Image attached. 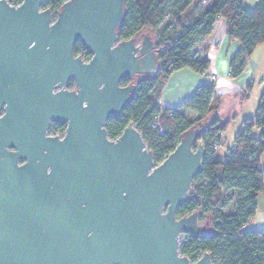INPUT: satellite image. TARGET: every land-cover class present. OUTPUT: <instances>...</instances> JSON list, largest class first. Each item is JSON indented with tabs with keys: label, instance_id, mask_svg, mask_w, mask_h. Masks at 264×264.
Returning <instances> with one entry per match:
<instances>
[{
	"label": "water",
	"instance_id": "water-1",
	"mask_svg": "<svg viewBox=\"0 0 264 264\" xmlns=\"http://www.w3.org/2000/svg\"><path fill=\"white\" fill-rule=\"evenodd\" d=\"M45 1L0 0V264H211L179 253L180 236L204 230L199 211L175 215L201 170L202 123L158 165L132 122L106 136L157 72L152 35L119 40L125 0Z\"/></svg>",
	"mask_w": 264,
	"mask_h": 264
},
{
	"label": "trees",
	"instance_id": "trees-1",
	"mask_svg": "<svg viewBox=\"0 0 264 264\" xmlns=\"http://www.w3.org/2000/svg\"><path fill=\"white\" fill-rule=\"evenodd\" d=\"M22 0H8L18 5ZM66 0H46L44 7L56 11ZM246 0H125V16L118 30L119 40H128L142 33H150L157 51L158 68L155 75L143 76L135 83L131 101L118 118L105 124L106 136L115 140L132 122L147 149L152 153L154 165L161 163L179 142L183 132L199 123L206 128L199 137L204 145L201 170L191 182L192 192L176 209L180 218L199 211L203 232L183 235L179 253L195 262L203 253L211 256V264H264V229L244 230L256 212L258 194L264 196V171L260 156L264 152V88L254 115L244 119L233 138L232 148L222 160L214 154L219 146V133L228 120H209L217 109L214 84H203L193 95L174 109H159L160 90L170 75L181 68L204 74L209 66L206 58L192 52L194 42L204 40L218 18L226 21V36L239 44L229 56L230 78L238 77L254 49L264 42V0H253L251 11ZM74 56L88 60L79 42L73 45ZM124 79L121 85L129 84ZM73 87L70 80L67 88ZM246 92L250 90L248 85ZM185 112L196 118L189 120ZM158 116L160 135L150 128ZM64 127L52 123L49 132L62 133ZM256 132V136L252 133ZM216 146V150H213Z\"/></svg>",
	"mask_w": 264,
	"mask_h": 264
},
{
	"label": "crops",
	"instance_id": "crops-1",
	"mask_svg": "<svg viewBox=\"0 0 264 264\" xmlns=\"http://www.w3.org/2000/svg\"><path fill=\"white\" fill-rule=\"evenodd\" d=\"M238 48L239 44L235 41H229L226 36V21L222 18H218L213 25L211 33L204 40H197L194 42L192 47V52L196 57L206 58L209 61L207 71L204 74L195 73L187 68H181L174 71L161 87L160 96L157 101L159 109L177 108L193 95L196 88L203 84L213 82L215 93L214 98L218 99V104L217 109L210 114L209 120H228L230 123L232 119L236 120L237 117H239V111L242 108L246 110V113L248 112V115L246 116L250 117L255 111L258 98L263 90L260 91L259 97L254 100L255 103L252 99L248 105L250 93L254 84V78H260V83L263 84V74L259 72L260 65L263 62L254 61L251 54L246 61L243 72L236 78H230L228 58L235 53ZM211 75L215 76L214 81L210 80ZM248 85L250 86V90L246 92L245 88ZM226 102L232 103L235 109L231 111L232 113H230L227 119H224L220 117L219 113L222 105ZM187 114L188 112H185V115ZM240 118V120H242L245 117ZM252 133L256 132L252 131ZM219 146L214 154L217 159L220 148ZM224 155L225 154L221 155L219 160H222ZM259 162L261 169L264 171L261 166L262 160H259ZM256 202V212L244 226V230L259 231L264 229V196L258 194Z\"/></svg>",
	"mask_w": 264,
	"mask_h": 264
},
{
	"label": "rangeland",
	"instance_id": "rangeland-1",
	"mask_svg": "<svg viewBox=\"0 0 264 264\" xmlns=\"http://www.w3.org/2000/svg\"><path fill=\"white\" fill-rule=\"evenodd\" d=\"M253 5H254V1L253 0H246L245 1V8L247 10L251 11L252 8H253ZM252 58H253L254 61L263 62L262 64L260 63L261 67H260L259 72L263 74L262 75L263 76L262 79H264V61H263V59H264V42L261 43L255 49L254 52H252ZM211 76H214V75H211ZM214 79H215V76H214V78L210 77L211 81H214ZM259 79L260 78H254V84H253V87H252V90H251V93H250V98H249V101H248L249 102L248 105L250 104L252 99H253V102L255 103L254 100H256V98L259 97L260 91L264 88V80H263V84H262V83H260ZM258 100H259V98H258ZM254 105H256V104H254ZM256 106H255V109H256ZM234 109L235 108L233 107L232 103L226 102V103H224L222 105L219 115H220V117H222L224 119L225 118L227 119V117L230 115V113H232L231 111L234 110ZM239 113H240L239 117H237L236 120L232 119L230 121V123L228 124L227 128L223 132L219 133V135H218L219 136V140H220V146H219L220 148H219V151H218V159H219V157L221 155L225 154V152L232 147L234 135L239 130L241 122L244 119H246V117L248 119V118H252L253 115H254V113H253L250 117L246 116V115H248L247 114L248 112L246 113V110L243 109V108L239 111ZM186 116H187V118L189 120H193V119L196 118V116L193 113H189V112H188V114ZM240 117H245V118L240 120L241 119ZM253 134H254V136H256V133H253ZM260 160H262L261 166L264 169V152L261 154ZM182 238H183V236H180L179 242L181 241Z\"/></svg>",
	"mask_w": 264,
	"mask_h": 264
},
{
	"label": "flooded vegetation",
	"instance_id": "flooded-vegetation-1",
	"mask_svg": "<svg viewBox=\"0 0 264 264\" xmlns=\"http://www.w3.org/2000/svg\"><path fill=\"white\" fill-rule=\"evenodd\" d=\"M7 2H8V0H6ZM22 2V1H21ZM8 4H9V2H8ZM21 4V3H20ZM20 4H18V5H20ZM9 5H11V4H9ZM18 5H11V6H18ZM45 8V7H44ZM74 55V54H73ZM89 60V59H88ZM86 61V60H85ZM70 81V80H69ZM68 81V82H69ZM73 81V80H72ZM68 82H67V84H68ZM67 84H66V86H65V88L67 89V90H73L74 89V82H73V87L71 88V89H68L67 88ZM120 85H121V83H120ZM128 85V84H127ZM122 86V85H121ZM126 86V85H125ZM52 123H54V124H59V125H61V126H63L64 127V129H63V132L60 134V133H51V132H49V126L52 124ZM64 132H65V125H62V124H60V123H58V122H52V121H50L49 122V125H48V127H47V136H56V137H59V138H62L63 136H64ZM22 163V161H18V164H21Z\"/></svg>",
	"mask_w": 264,
	"mask_h": 264
},
{
	"label": "built area",
	"instance_id": "built-area-1",
	"mask_svg": "<svg viewBox=\"0 0 264 264\" xmlns=\"http://www.w3.org/2000/svg\"><path fill=\"white\" fill-rule=\"evenodd\" d=\"M211 77L214 78V76H211ZM150 128L153 129L158 135L162 133V129L158 125V116L152 122V124L150 125ZM213 150H216V146H213Z\"/></svg>",
	"mask_w": 264,
	"mask_h": 264
}]
</instances>
